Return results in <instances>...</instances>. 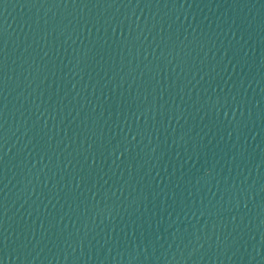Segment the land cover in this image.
Segmentation results:
<instances>
[{
    "label": "water",
    "instance_id": "1",
    "mask_svg": "<svg viewBox=\"0 0 264 264\" xmlns=\"http://www.w3.org/2000/svg\"><path fill=\"white\" fill-rule=\"evenodd\" d=\"M0 264H264V0H0Z\"/></svg>",
    "mask_w": 264,
    "mask_h": 264
}]
</instances>
